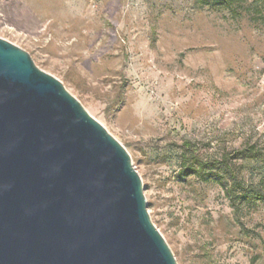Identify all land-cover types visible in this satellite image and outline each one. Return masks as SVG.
I'll list each match as a JSON object with an SVG mask.
<instances>
[{
  "label": "rangeland",
  "instance_id": "obj_1",
  "mask_svg": "<svg viewBox=\"0 0 264 264\" xmlns=\"http://www.w3.org/2000/svg\"><path fill=\"white\" fill-rule=\"evenodd\" d=\"M245 1L233 14L214 0H0V37L127 148L179 264H264V201L235 208L218 182L180 175L190 139L230 154L245 183L264 178V18ZM249 144L260 158L235 154Z\"/></svg>",
  "mask_w": 264,
  "mask_h": 264
},
{
  "label": "water",
  "instance_id": "obj_2",
  "mask_svg": "<svg viewBox=\"0 0 264 264\" xmlns=\"http://www.w3.org/2000/svg\"><path fill=\"white\" fill-rule=\"evenodd\" d=\"M0 264H179L127 148L3 37Z\"/></svg>",
  "mask_w": 264,
  "mask_h": 264
},
{
  "label": "trees",
  "instance_id": "obj_3",
  "mask_svg": "<svg viewBox=\"0 0 264 264\" xmlns=\"http://www.w3.org/2000/svg\"><path fill=\"white\" fill-rule=\"evenodd\" d=\"M197 1L201 4H212V0ZM214 2L219 8H227L233 14H239L237 7L246 3L245 0H214ZM249 7L254 9L253 16L264 18V0H254ZM180 147L183 149L180 175L184 178L193 175L205 182H218L235 208L241 204L252 206L264 201V178L257 184L245 183L234 175L230 154H224L220 158L205 156L202 151L196 149L195 143L190 139H185ZM235 154L242 159H258L262 155V150L255 144H249L238 149ZM223 172L229 174L230 178H226Z\"/></svg>",
  "mask_w": 264,
  "mask_h": 264
}]
</instances>
